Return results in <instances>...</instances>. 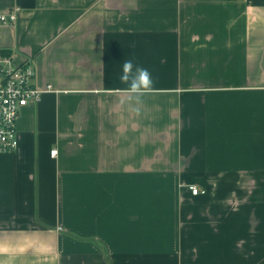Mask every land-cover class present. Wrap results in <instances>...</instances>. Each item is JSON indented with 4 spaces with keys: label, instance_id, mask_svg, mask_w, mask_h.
<instances>
[{
    "label": "crops",
    "instance_id": "0c3cea01",
    "mask_svg": "<svg viewBox=\"0 0 264 264\" xmlns=\"http://www.w3.org/2000/svg\"><path fill=\"white\" fill-rule=\"evenodd\" d=\"M14 8L0 56L57 92L0 154V264H264V0ZM125 59L152 73L139 104Z\"/></svg>",
    "mask_w": 264,
    "mask_h": 264
},
{
    "label": "built area",
    "instance_id": "2783aa9c",
    "mask_svg": "<svg viewBox=\"0 0 264 264\" xmlns=\"http://www.w3.org/2000/svg\"><path fill=\"white\" fill-rule=\"evenodd\" d=\"M19 8L0 14V23L15 25L18 21ZM37 71L28 60L16 65L11 56H0V154L17 152L20 146L18 118L23 108L38 104L43 95L57 92L52 85L40 88L36 85ZM57 150L52 151L56 156ZM194 196L201 192L196 186H190Z\"/></svg>",
    "mask_w": 264,
    "mask_h": 264
},
{
    "label": "clouds",
    "instance_id": "9594fccd",
    "mask_svg": "<svg viewBox=\"0 0 264 264\" xmlns=\"http://www.w3.org/2000/svg\"><path fill=\"white\" fill-rule=\"evenodd\" d=\"M119 81L127 85L121 91L127 93L125 102L129 104L141 103L142 97L151 94L155 90L152 73L148 68L135 63L133 59L123 61ZM132 110L139 111L137 108Z\"/></svg>",
    "mask_w": 264,
    "mask_h": 264
}]
</instances>
